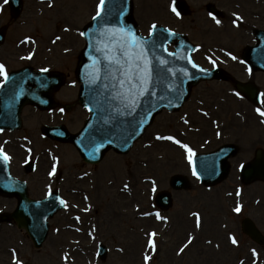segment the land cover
Returning a JSON list of instances; mask_svg holds the SVG:
<instances>
[{
	"label": "rangeland",
	"instance_id": "374dc122",
	"mask_svg": "<svg viewBox=\"0 0 264 264\" xmlns=\"http://www.w3.org/2000/svg\"><path fill=\"white\" fill-rule=\"evenodd\" d=\"M24 1V12L18 20L12 18L7 6H2L4 11L0 16V26L8 25L5 56L8 58L10 71L28 65H51L54 70L69 74L74 79L80 52L84 47L82 29L96 15V5L100 0ZM239 1L236 3L241 6L239 10L245 11V41L240 40V32L232 26L227 27L228 35H225L224 26L219 20L217 33L206 41L207 47L203 49L207 55L213 57V54H221L224 50L241 54L244 48L254 44L253 31L257 28L264 29V0H245V3L243 0ZM1 3L2 0L0 5ZM235 11L234 7L232 12ZM140 32L146 33L141 29ZM195 34L200 35L197 31ZM195 34L192 37L199 45L202 41ZM196 62L205 68L212 67L210 61L205 62L201 58ZM230 65L232 67L235 63ZM254 81L264 92V75H257ZM247 106L245 97L236 91L234 82L201 83L192 90L190 99L179 112L164 111L157 116L128 155L107 154L97 167L103 182L96 192V196L99 194L96 197L98 204L91 203L101 211L107 208L108 216L103 223L94 222L99 233L95 241L86 235L80 238L84 248L95 247L97 241L104 242L110 252L102 264H264V247L242 236L240 228L241 220L249 217L264 233V183L245 185L243 199H236L234 193L238 190L237 185H240L237 169L231 171L226 181L210 188L194 180L189 169L194 153L207 152L217 145L216 142L227 140L226 126L230 119L235 125L236 122L245 124ZM252 114L254 113L251 111ZM254 119L257 120L255 117ZM257 121L255 124L260 125V130L256 138L262 136L264 139V124ZM79 124L80 121L75 129ZM234 130L239 134L236 127ZM252 136L254 134L247 132L245 140ZM177 140L180 141L179 144L176 143ZM62 152L64 167L67 168L70 154L67 148H63ZM251 159L252 157H245L246 162ZM232 163L235 167L240 160L235 159ZM131 168L136 172L135 178L129 171ZM139 173H146L154 188H151L149 182H144L140 190L135 186L134 190L132 188L133 194L122 201V195L116 194V187L118 190L124 183L134 186ZM174 175L188 177L191 187L187 191L174 193L173 207L160 216L169 219L177 244L190 245L181 256L171 251L168 253L167 250L164 252L161 250V239L164 237L161 234V237L157 236L156 251L153 253L150 247L147 252L144 250L146 235L149 229L158 224L152 218L149 223H145L147 220L140 216L157 210L152 208L150 197H155L163 190L170 191L169 180ZM235 205L242 207L240 213L234 211ZM71 217L72 213L68 215L63 212L50 222V239L60 236L64 238V242L53 245L52 241H48L41 251L36 252L27 239H21L20 242L25 246V261L57 264L52 259L59 262L70 242L74 243L79 238L77 233L70 235L64 231L66 226L79 227ZM86 217L82 219V223L85 222V229H90ZM84 227L82 225L80 228L83 230ZM1 231L17 232L8 225H4ZM229 234H232L236 243H232L233 237L231 241ZM6 236L11 242L13 236ZM3 237L4 235L0 236V241L4 242ZM135 245L141 246L136 255L132 250ZM118 248L123 252L117 251ZM146 255L149 259H143ZM88 257V260H92V256ZM73 264L83 263L80 258Z\"/></svg>",
	"mask_w": 264,
	"mask_h": 264
},
{
	"label": "water",
	"instance_id": "95a60500",
	"mask_svg": "<svg viewBox=\"0 0 264 264\" xmlns=\"http://www.w3.org/2000/svg\"><path fill=\"white\" fill-rule=\"evenodd\" d=\"M10 6L13 14L19 16L22 1L10 0ZM131 13L129 0H105L101 15L84 31L87 46L77 73L78 79L83 82L81 102L90 104L95 116L94 130L87 138L89 144L92 143V149L85 151V155L90 157L92 162H98L103 153L111 147L117 152L127 153L133 142L152 123L155 115L164 108L178 110L187 99L193 84L204 79H213L216 74L202 71L195 66L190 59L189 47L181 45L177 54H168L165 46L169 35L162 29L155 30L149 39L138 36ZM113 33L116 35L113 36ZM129 34H134L135 39L140 41L152 71L150 82L142 93L135 81L129 85L128 77L123 71L117 70L119 66L111 61L113 56L122 63L127 61L128 58L123 55L124 49L120 45L123 43L122 37L131 39ZM256 37L258 45L247 49L245 55L254 68L264 71V31H257ZM182 41L187 42L186 39ZM139 50L129 48L131 52ZM45 82L46 77L36 75L32 69L15 72L9 77L0 97V120L4 118L6 128H20V113L25 104L42 105ZM59 86L58 80L54 83V88ZM133 102L134 106H130ZM78 139L82 140L83 135ZM63 140L74 141L78 145L75 139L66 137ZM83 142L85 149H88L87 143ZM98 149H101L100 155ZM259 165L249 166L245 170V177L251 179ZM195 166L197 176L201 177L205 184L222 180L227 172L226 166L220 172L216 169L215 154L198 156ZM172 183L174 186L183 187L186 182L180 177H175ZM160 203L168 206L170 200L161 196ZM29 206L34 212L29 227L25 225L26 221L18 223L34 235L33 240L36 246L40 247L48 229L47 217L43 218L42 223V216L50 207L45 202H29ZM46 215L52 216L53 213L48 212ZM244 229L255 241L264 244V238L252 222L245 221Z\"/></svg>",
	"mask_w": 264,
	"mask_h": 264
},
{
	"label": "flooded vegetation",
	"instance_id": "af4514ba",
	"mask_svg": "<svg viewBox=\"0 0 264 264\" xmlns=\"http://www.w3.org/2000/svg\"><path fill=\"white\" fill-rule=\"evenodd\" d=\"M135 14L139 25L147 28L156 22H160L163 26L179 32H195L200 33L199 37L205 42L211 39L216 32V23L218 13L215 7L220 6L222 15H226L232 7V0H135ZM185 1L191 11L193 18L191 20L181 16V8L184 5L180 2ZM175 9V10H174ZM242 18L245 19V13L242 12ZM229 19V16H227ZM241 20V25L237 30L240 32V40H245V27ZM227 24H225V27ZM254 77V76H253ZM76 89L70 87L65 93H61L59 102L57 101V109L49 112H41L39 110H30L26 119L30 122L37 123L38 126L43 125L55 126L66 125L67 127L75 126L80 120L84 119L86 112L77 103V98L74 95ZM233 123L229 126L228 133L232 135L237 146V152L240 157L245 160V152L249 153L251 149L245 147V137L239 135L233 129ZM26 140L32 148L30 158L26 161V154L22 151L20 143ZM40 140H47L42 134L35 135L34 132H29L24 139H10L9 133H0V149L3 153L11 156V173L14 178L25 182L30 194L35 198L43 197L45 192L57 191L61 196L65 197L69 211L74 207V194L72 189L75 186H89L91 181L88 175L82 174V168L77 169L74 165H69L67 168L61 167L62 161L56 162V165L51 161V151L44 149L40 155L34 160V166L31 168L27 162L34 159L35 144L40 143ZM48 141V140H47ZM51 142V141H50ZM258 142L263 143L261 138ZM54 143V142H52ZM56 156L55 160L60 158L59 148L54 149ZM33 162V161H32ZM92 184L94 188L99 189L100 175L98 172L93 174ZM79 205L83 204L78 200ZM17 201L14 199L3 198L0 201V219L4 215L9 216L16 208ZM81 213V211H79ZM0 227V236L4 235V242L0 241V264H20L24 255V244L21 241L26 238V234L22 231L18 232H3ZM13 236L11 242L7 240L6 235ZM7 243V244H6ZM57 264L58 261L52 259Z\"/></svg>",
	"mask_w": 264,
	"mask_h": 264
},
{
	"label": "snow or ice",
	"instance_id": "6c2138e0",
	"mask_svg": "<svg viewBox=\"0 0 264 264\" xmlns=\"http://www.w3.org/2000/svg\"><path fill=\"white\" fill-rule=\"evenodd\" d=\"M8 0H5V3H7ZM105 0H100L99 8L100 12L97 13V16L99 17L101 15V12L104 9ZM175 10V9H174ZM153 29H155L156 25L152 26ZM113 36L116 34L113 33ZM131 36V39L129 40L127 37H122L123 43L120 45L123 49V55H125L128 59L126 62L122 63L119 59H117L115 56L111 58V61L113 64L118 65L117 70H121L124 72V75L128 77V83L131 86L132 81H135V85L139 86V91L142 93L148 83L150 82L152 71L150 67V62L147 59V55L145 54L143 47L140 44V41L136 40L134 37V34H129ZM129 48L136 49L139 48V52H131L129 51ZM235 59V57H233ZM131 65V67H129ZM0 74H3L5 79L8 78L7 73L4 69L3 65H0ZM124 84H121V87H123ZM134 106V102L132 105ZM261 115H264V111L261 112ZM167 139H172V137H167ZM176 143H180V141H176ZM184 147H187L186 145ZM0 152H2V149H0ZM7 158V157H5ZM195 174V169H194ZM236 211H240L239 208L236 209ZM152 236H155V233H152ZM233 243H236V240L233 238ZM152 248L155 249L156 245L154 241H151ZM146 259H149V257H146Z\"/></svg>",
	"mask_w": 264,
	"mask_h": 264
},
{
	"label": "bare ground",
	"instance_id": "6f19581e",
	"mask_svg": "<svg viewBox=\"0 0 264 264\" xmlns=\"http://www.w3.org/2000/svg\"><path fill=\"white\" fill-rule=\"evenodd\" d=\"M144 175L145 173H139V175L137 176L138 178V181H137V186H142L143 182H144ZM123 189V188H122ZM124 190V189H123ZM124 199L126 198L125 196L123 197ZM141 248V246H138L136 251H137V254H138V250ZM144 250L146 251L145 247H144Z\"/></svg>",
	"mask_w": 264,
	"mask_h": 264
}]
</instances>
